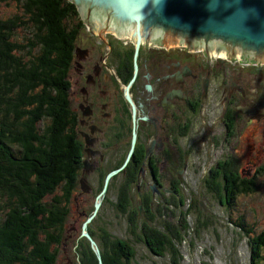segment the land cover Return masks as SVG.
Returning a JSON list of instances; mask_svg holds the SVG:
<instances>
[{
    "label": "flooded vegetation",
    "instance_id": "af4514ba",
    "mask_svg": "<svg viewBox=\"0 0 264 264\" xmlns=\"http://www.w3.org/2000/svg\"><path fill=\"white\" fill-rule=\"evenodd\" d=\"M75 9L66 68L69 127L77 149L68 191L75 218L85 213L88 199L111 172L117 171L112 179H124V212L134 204L141 217L140 196L167 213L180 181L185 174L194 177L197 168L203 169L200 185L208 179L225 182L230 155L238 159L237 182L241 158L247 176L259 168L264 162V51L144 25L137 46L132 22L87 4ZM239 143L242 156H236ZM224 158L222 168L217 160ZM258 174L241 183L248 189ZM84 259L77 254V264Z\"/></svg>",
    "mask_w": 264,
    "mask_h": 264
},
{
    "label": "trees",
    "instance_id": "16d2710c",
    "mask_svg": "<svg viewBox=\"0 0 264 264\" xmlns=\"http://www.w3.org/2000/svg\"><path fill=\"white\" fill-rule=\"evenodd\" d=\"M2 3L15 4L19 13L0 15V264H54L77 164L66 80L77 13L67 0ZM133 211L129 234L141 237L152 256L173 252L170 239L180 240L177 231L164 219V232L155 231L151 217L143 221L144 215ZM88 233L97 241L92 228ZM82 239L90 257L86 262L84 256L82 264H99L89 241ZM263 240L253 239L250 264H258ZM108 241L95 242L101 264H129L133 248Z\"/></svg>",
    "mask_w": 264,
    "mask_h": 264
},
{
    "label": "rangeland",
    "instance_id": "374dc122",
    "mask_svg": "<svg viewBox=\"0 0 264 264\" xmlns=\"http://www.w3.org/2000/svg\"><path fill=\"white\" fill-rule=\"evenodd\" d=\"M15 13H19L15 4H0L1 16L6 17ZM243 152V146L239 143L236 156H242ZM217 161L222 168L226 167V158ZM243 161L241 158L240 182L236 179V173L239 170L238 159L231 155L229 156V173L226 172V168L223 170L225 182L220 178L215 181L208 179L200 185L203 170L200 168L196 169L197 173L192 178L185 174V178L177 186L176 199L171 195L173 205L167 209L165 217H162L161 206L157 208L155 201L146 196H140L143 221H146L145 215L151 217L150 226L155 231L163 233L162 220L164 219L177 231V237L179 236L180 239L177 241L170 239L174 251L171 253L165 251L160 257L152 256L147 252L145 245L140 241L141 237L129 234L127 221L130 213L124 212L128 202L124 197V179L117 177L112 179L117 171L114 174L109 173L108 189L105 188L101 195L104 185L100 186L98 191H94V195L88 199L89 204L83 215L78 218L73 216L72 202L66 207L65 233L62 243L57 247V259L64 262L68 258L72 264H77L76 258L79 254L80 257L86 256L87 262V258L90 257L87 255L86 244L80 235L84 224L86 232L90 226L94 229L93 232L97 234H95L96 243L108 239V242H111L110 245L118 241L126 246L129 244L134 253L129 264H171L173 262L175 264H250L251 250L254 248L253 239L264 237V162L257 164L256 167L259 166V168L251 170L250 175L247 176L248 170ZM216 171L213 170V172ZM256 174L258 175L255 177V182L246 189L242 183L251 180ZM107 176L105 179L108 178ZM132 189L130 187V191ZM99 195L100 197L97 198ZM96 199L100 201V208L92 217ZM45 202L47 203L48 199H45ZM133 205H130L129 210ZM78 207L81 208L82 203H79ZM90 217H92L90 222H87ZM261 244L263 245L255 258L258 264H264V240ZM107 251L112 257L109 248Z\"/></svg>",
    "mask_w": 264,
    "mask_h": 264
},
{
    "label": "water",
    "instance_id": "95a60500",
    "mask_svg": "<svg viewBox=\"0 0 264 264\" xmlns=\"http://www.w3.org/2000/svg\"><path fill=\"white\" fill-rule=\"evenodd\" d=\"M67 1L76 7L87 4L90 8L111 10L112 16L132 22L137 46L140 27L144 25L146 28L158 27L181 37L192 36L205 41H221L229 47L264 51V0ZM107 177L100 195L104 193L109 181L110 176ZM99 208L100 201L96 199L92 217L98 213ZM81 236L89 241L98 263L101 264L98 247L85 231L84 224Z\"/></svg>",
    "mask_w": 264,
    "mask_h": 264
},
{
    "label": "bare ground",
    "instance_id": "6f19581e",
    "mask_svg": "<svg viewBox=\"0 0 264 264\" xmlns=\"http://www.w3.org/2000/svg\"><path fill=\"white\" fill-rule=\"evenodd\" d=\"M100 253V252H99Z\"/></svg>",
    "mask_w": 264,
    "mask_h": 264
}]
</instances>
